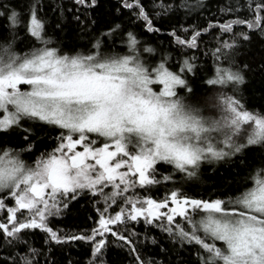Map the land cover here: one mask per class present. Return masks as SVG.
I'll list each match as a JSON object with an SVG mask.
<instances>
[{"label":"snow or ice","instance_id":"6c2138e0","mask_svg":"<svg viewBox=\"0 0 264 264\" xmlns=\"http://www.w3.org/2000/svg\"><path fill=\"white\" fill-rule=\"evenodd\" d=\"M0 264H264V0H0Z\"/></svg>","mask_w":264,"mask_h":264},{"label":"trees","instance_id":"16d2710c","mask_svg":"<svg viewBox=\"0 0 264 264\" xmlns=\"http://www.w3.org/2000/svg\"><path fill=\"white\" fill-rule=\"evenodd\" d=\"M150 38L151 39H155L154 37H150ZM208 61H209V64H211V59L210 58H208ZM201 62H203V61H201ZM221 171H223V169ZM204 190H205V186L204 185H201L199 188L196 189V191H199V192H203ZM160 195H163V192H161ZM60 226L61 227H65L66 225L65 224H61Z\"/></svg>","mask_w":264,"mask_h":264}]
</instances>
